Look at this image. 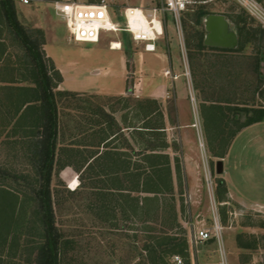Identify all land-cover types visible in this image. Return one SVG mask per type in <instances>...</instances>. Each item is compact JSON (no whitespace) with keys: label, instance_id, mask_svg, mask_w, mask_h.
Segmentation results:
<instances>
[{"label":"rangeland","instance_id":"1","mask_svg":"<svg viewBox=\"0 0 264 264\" xmlns=\"http://www.w3.org/2000/svg\"><path fill=\"white\" fill-rule=\"evenodd\" d=\"M51 1L22 3L14 0V3L17 17L27 31L34 37H38L40 32L44 34L48 51L63 66L69 85H81L80 81L95 78L98 83L116 86L121 81L122 51L126 53L127 79L132 80V86L136 84L141 88L150 81L151 75L158 84L164 82L168 92L163 97L149 98L140 89L137 91L139 96L132 93V134L137 139V147L144 135L158 143L167 139L171 144L169 150L177 151L174 163L179 176L180 197L186 199L187 218L190 217L195 225H209L212 209L217 208L224 225L223 238L229 264H264V146H261L264 145V130H260L264 122L237 136L227 158L214 155V152L222 150L218 136H225L228 129L237 127L244 118L237 105H264V27L237 0H207L182 13L179 29L168 15L164 33L157 40V51L152 52L143 49L144 41H136L124 31H103L95 42L69 39L68 30L54 13ZM80 1L91 3L97 0ZM125 1L109 0L112 14ZM127 2L149 6L159 3V0ZM199 5L210 12L223 13L236 32L242 27L240 44L237 42L234 47L207 44L199 47L200 34L204 38L206 32L204 17L201 25L194 22ZM116 18L124 20L122 15H116ZM118 38L122 40V49L110 48L109 39ZM0 43V51L8 49L1 57L3 55L6 61L12 62L10 65L15 67L18 76L32 80L34 64L9 28L2 10ZM158 51L166 52L167 61L157 54ZM173 63L175 70L168 65ZM163 64L166 67L162 69ZM47 67L56 77L49 61ZM95 67L110 70L107 74L93 75L91 71ZM4 69L7 71V67ZM10 71L14 75L15 71ZM175 91L184 109L188 103L186 116L200 121V129L197 123L190 128L197 150L192 143L189 146L188 141L182 146L174 129H144L146 124H154L151 126L154 127L160 123L162 107L173 121ZM71 94L57 93V101L83 99L79 94ZM190 94L194 95L195 101L191 100ZM222 99L229 100L224 102ZM206 100L219 103L206 104ZM112 104L115 103L112 101ZM146 115L149 116L146 118ZM199 130L205 137V148L200 144L202 134ZM9 144L12 142L4 145V153H0V167L7 170V176L0 181L4 182L5 189L18 193L20 200L25 198L22 210L15 203V196L7 197L6 192L0 190V264H35L38 246L44 240V224L36 196L40 182L34 164L36 156L30 147L29 154L25 152L17 157L16 150ZM17 158L24 163L19 164L22 162H17ZM77 183L78 180L74 179L71 185L75 187ZM50 188L59 234V264H201L202 261V264H216V244L212 240L191 244L192 252L187 246L185 255L179 253L181 262H178L172 260L171 253L162 251L160 245H153L155 238L152 236L140 232V235H132V230L127 235H115L108 228H99L86 215L83 216V212H88L85 210L88 198L82 197L79 191H70L61 178H52ZM242 243L247 246H241ZM152 247L153 263L148 258ZM196 253L200 258H196Z\"/></svg>","mask_w":264,"mask_h":264},{"label":"crops","instance_id":"2","mask_svg":"<svg viewBox=\"0 0 264 264\" xmlns=\"http://www.w3.org/2000/svg\"><path fill=\"white\" fill-rule=\"evenodd\" d=\"M129 21L132 25L138 23L145 33H151L147 21L138 9L129 15ZM155 24L157 28L160 27L156 20ZM117 41L113 40V42ZM43 48L62 76L53 90H60L64 96L67 94L72 96L71 93L83 96L80 101L68 99L57 101L56 95L57 133L52 178H61L70 191H79L82 197L88 198L85 204V210L88 212H83V216L86 215L87 219L93 221L99 228H108L115 235H127L132 230V235L142 233L152 236L155 238L153 245H160L162 251L170 252L172 260L174 254L181 253V250L187 251V246L192 252V243L188 235L193 223L185 214L186 199L180 197L179 176L174 163L177 151L169 150L171 144L167 139L164 143L162 141L158 143L154 142L152 137H146L147 135H144V138L140 137L141 141L138 144L140 146L137 147V139L132 134V93L139 96L137 91L140 89V92L149 98H157L159 95L163 97L164 93L168 92L167 85L164 82L158 84L157 79L151 75L150 81L141 88H137L136 84L132 86V80L127 79V57L124 51L120 55L121 81L116 86L98 83L95 78L86 82L82 80L81 85H69L63 66L59 65L48 51L46 41ZM7 51L8 49L3 54ZM140 53L142 56V51ZM157 54L167 61L166 52L158 51ZM10 63L12 62L9 59L6 61L2 55L0 58V153H4L6 147L4 145L10 141L12 144L8 146L13 147L17 152L16 156L19 157L25 152L29 154L30 147L35 150L43 112L40 99H36L35 81L27 76H18L15 67ZM168 65L175 70L174 63ZM5 66L8 73L4 69ZM161 67L163 69L166 66L163 64ZM11 69L15 71L14 75ZM109 70V68L101 70L95 67L91 74L97 75L101 72L107 74ZM94 96L98 99L93 100ZM175 97L173 121H170L168 112L161 106L160 123L154 127H151L154 124H146L144 129H174L182 146L188 141L189 146L192 143L197 150V143L192 139L190 128L197 123L200 129V121L189 119L186 116V112L189 113L188 103L185 104L187 108L184 109L176 91ZM112 101L115 104H112ZM206 102V104L219 103L213 100ZM148 116L146 115V118ZM263 122L264 119H261L235 130L231 127L232 129L226 131V135H232L227 143L223 142L222 136L219 135L218 142L222 150L214 152V155L227 158L235 138L252 126ZM260 130H264V127ZM204 138L203 134L200 135L205 148ZM185 150L184 148L183 153ZM9 153L11 152L7 154ZM17 160L22 162L20 158ZM23 163L24 161L19 164ZM74 179L78 180L75 187L71 185ZM198 257L200 258L196 253V258ZM214 257L216 263L217 253Z\"/></svg>","mask_w":264,"mask_h":264},{"label":"trees","instance_id":"3","mask_svg":"<svg viewBox=\"0 0 264 264\" xmlns=\"http://www.w3.org/2000/svg\"><path fill=\"white\" fill-rule=\"evenodd\" d=\"M0 10H2L9 28L14 32L15 36L24 46L28 55L34 64L33 80L36 83L37 97L40 99L42 106V119L39 128V137L35 142V166L37 167L39 176V187L36 189V196L38 199L39 209L42 215L44 224V240L39 244L36 252L35 264H59L58 262V247H59V234L54 221V211L52 205V196L50 182L52 178V166L54 162L55 148H56V133H57V105L56 95L61 93L60 90L54 91L53 87L62 79L60 70L54 65L50 56H47L43 48L44 34L40 32L38 37L31 35L24 25L19 21L14 0H0ZM210 11L199 5L195 12L194 22L196 24L203 23V17ZM242 27L238 29V44L240 40ZM40 30V29H39ZM263 30V29H262ZM125 32V31H124ZM1 44V43H0ZM199 47H204L206 44L203 42V35L200 34ZM4 49L0 51L1 54ZM47 61L51 64V68L54 70V77L48 70ZM219 100V98H217ZM228 102L229 99H222ZM237 110L244 113V118L238 123L237 127L264 119V105H237ZM237 118V117H236ZM235 118V119H236ZM232 135H223V142H229ZM224 144V143H223ZM7 170L0 167V178L7 176ZM4 182L0 181V190L6 192L7 197L15 196V203L22 208L25 197H18V193L4 188ZM5 195V194H4ZM15 204V205H16ZM13 205V208L15 207ZM18 207V209H19ZM185 244V243H184ZM183 244V245H184ZM241 246H247V244H240ZM154 249L149 250L150 262L154 261ZM156 252V251H155ZM187 251H182L183 255ZM170 253V252H168Z\"/></svg>","mask_w":264,"mask_h":264},{"label":"built area","instance_id":"4","mask_svg":"<svg viewBox=\"0 0 264 264\" xmlns=\"http://www.w3.org/2000/svg\"><path fill=\"white\" fill-rule=\"evenodd\" d=\"M22 3H28L29 0H19ZM207 0H159V3H153L149 6H140L128 3L127 0L121 6L116 8L115 13L111 12L109 0H97L94 2H82L80 0H52L51 5L54 13L63 20L67 30L68 37L73 41H98L103 31H125L128 32L136 41H144V49L155 51L159 36L163 35L165 26L168 22V15L173 18L175 27L179 29L181 25V15L189 7L196 3H203ZM248 13L253 15L261 26L264 27V3L260 0H237ZM139 7V11L146 17L151 33H145L143 27L136 23L134 26L130 23L128 13ZM116 15H122L124 20L116 18ZM155 19L159 23L156 27ZM118 43L109 39L110 48H121L122 40L118 38ZM116 43V45L114 44ZM169 72V69L167 70ZM166 71V72H167ZM177 76L176 74H174ZM192 101H195L193 94H190ZM200 144L202 145V141ZM223 227L217 208L212 209V220L209 225L191 224L189 240L192 244L212 240L215 242V251L218 255L216 264H229L228 255L223 238ZM173 258L181 262V256L174 254Z\"/></svg>","mask_w":264,"mask_h":264},{"label":"water","instance_id":"5","mask_svg":"<svg viewBox=\"0 0 264 264\" xmlns=\"http://www.w3.org/2000/svg\"><path fill=\"white\" fill-rule=\"evenodd\" d=\"M203 42L207 45L234 47L238 42L236 30L230 25V21L223 13L208 12L204 16Z\"/></svg>","mask_w":264,"mask_h":264},{"label":"bare ground","instance_id":"6","mask_svg":"<svg viewBox=\"0 0 264 264\" xmlns=\"http://www.w3.org/2000/svg\"><path fill=\"white\" fill-rule=\"evenodd\" d=\"M136 9L139 10V7H136L135 9H133V12H134V10H136ZM133 12H129V13H128V17H129V15L132 14ZM139 12H140V11H139ZM140 14H141L143 17H145L141 12H140ZM145 20L147 21L146 17H145ZM155 20H156V19H155ZM156 21H157V20H156ZM157 22H158V21H157ZM147 24H148V23H147ZM134 25H135V23H134ZM134 25H133V26H134ZM148 25H149V24H148ZM149 28H150V27H149ZM144 32H145V31H144ZM116 43H118V42H116ZM116 43H114V44L116 45Z\"/></svg>","mask_w":264,"mask_h":264}]
</instances>
